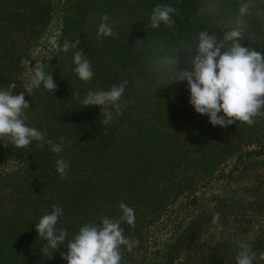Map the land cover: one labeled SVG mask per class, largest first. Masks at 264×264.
Instances as JSON below:
<instances>
[{
  "label": "rangeland",
  "instance_id": "374dc122",
  "mask_svg": "<svg viewBox=\"0 0 264 264\" xmlns=\"http://www.w3.org/2000/svg\"><path fill=\"white\" fill-rule=\"evenodd\" d=\"M60 1L62 5L57 3L58 0H5L7 6L4 8H7V13L15 14L17 20L36 5L50 11L46 28L36 32H31L28 26L16 28L15 22L8 31V27L2 26L5 22L0 21V90H12L13 95L24 92L25 100L31 105L22 114L25 123L45 133V140L63 148L56 154L47 143L39 148L35 140L25 148H17L7 138H0V222L3 227L5 222L14 223L15 229L25 237L20 244L24 247L18 246L20 249L16 250L19 253L30 250L28 255L35 260L36 255L42 253L41 248L34 251L28 243L29 236L33 237L30 241H34L35 223L51 212L52 202L60 198L63 200L61 207H66L70 197L78 196L69 211L63 210L56 226L67 230L68 239H72L85 223L99 224L106 215L118 218L121 215L120 203L134 209L135 227L126 222L121 227L126 237L138 240L139 244L131 251L122 246L121 264H236L241 243L248 244L256 253L253 264H264L260 255L264 250V154H247L264 148V116L255 117V124L251 126L239 122L225 128L212 126L206 115L196 113L188 103L187 82H172L174 71L188 66V57L194 48L187 56L182 52L178 58L167 61L164 69L156 72V80L151 82L146 79L148 74H145L142 62L131 60L130 51L119 52L116 60L110 62L109 58L115 57L113 45L127 47L128 36L123 40L113 39V36L93 39L89 34L88 31L98 30L99 26L89 29L93 21L89 18L104 13L106 6L82 11L79 0ZM131 1L126 7L127 0H113L119 5L117 12L120 17L112 20V27L120 31L124 28L120 22L122 14L139 20L136 15L141 11V2ZM206 3H213L217 8L226 7L220 0H205L201 7ZM255 3L264 8V0ZM239 4L235 3L236 14ZM206 9L211 13L217 12L210 5L204 11ZM246 21L248 32L242 45L255 48L264 55V19L251 14ZM63 31H67V41L80 40L77 50L83 49L85 59L97 68V76L93 75L90 81L80 80L74 71L75 49L64 53L53 47V41L58 42ZM85 31V34L81 33ZM142 59L145 62L146 59ZM41 61L57 87L52 94L41 86L45 93L40 97L38 89L34 91L30 81L33 67ZM6 71L11 77L5 74ZM122 80L128 81L123 98H132L134 103L125 107L122 115L108 125L100 124L99 106L83 107L73 95L79 92L82 100L88 91L109 90ZM175 106L184 112L187 119L190 117L183 122L189 125V129H194L196 124L202 128L195 126L202 135L195 137L196 142L191 147L198 145L201 152H207L218 141L229 138L239 142V150L220 160L219 167L223 169L224 177L213 178L214 174L208 184H205L207 179H202L192 192H181L174 186L166 200L173 195L176 198L172 197L173 201L165 203L166 200L158 196L161 190L169 189L170 183L174 184V179L181 180L179 175L183 173L175 170L179 161H170L169 158L168 162H163L160 172L147 164L140 165L138 149L129 150L132 148L130 139L139 132L136 120L143 122L147 119L157 131L178 135H160L154 142L149 137L143 141L134 138L135 147L144 155L156 153L152 152L155 144H162L165 140L174 145L180 140L185 143L187 137L181 136L182 122L174 119ZM53 122H59L61 126L51 125ZM66 122L74 123V128L65 130ZM89 129L93 130L90 132ZM216 137L220 139L212 140ZM40 149L45 155L49 153L48 157H43ZM29 150L35 151L42 168L28 167V162L18 158L19 153ZM131 153L135 158L127 156ZM60 158L69 165L64 178L53 168L52 161ZM188 163L182 161L181 169L187 168ZM150 164L154 165L153 162ZM170 168H174L173 174ZM169 176L171 179L167 178ZM217 212L220 220L214 225L212 218ZM157 214L159 218L151 219ZM29 231L34 235L27 234ZM9 234L10 231L4 232L0 228V236ZM51 251L45 256L56 254L55 251L51 255ZM41 259L37 258L38 264ZM58 264H67V261L59 257Z\"/></svg>",
  "mask_w": 264,
  "mask_h": 264
},
{
  "label": "clouds",
  "instance_id": "9594fccd",
  "mask_svg": "<svg viewBox=\"0 0 264 264\" xmlns=\"http://www.w3.org/2000/svg\"><path fill=\"white\" fill-rule=\"evenodd\" d=\"M253 10H255L253 12ZM176 9L170 5H156L150 15L149 29H158L161 24L171 27ZM254 14L264 19V8L256 5L255 0H241L236 17L228 23H222V35L217 37L214 31H200L197 34V45L190 53L186 68H177L173 74V83L187 82L189 91L188 103L200 115H206L212 126L228 127L236 122L249 126L255 124V117L264 116V55L252 47H245V35L248 32L246 17ZM97 37L114 36L113 27L108 22L110 17H100ZM251 38V37H250ZM80 40L65 41L61 45L53 41L57 51L73 53L74 71L82 81H90L93 77L92 66L85 59L83 49L77 50ZM45 63L36 64L32 71L31 87L41 86L54 94L56 82L49 72L45 71ZM128 86L127 80L114 84L109 90L97 89L88 91L82 100L79 92L74 97L83 107L99 106L101 125H108L116 117L122 115L123 109L134 103L132 98L124 99ZM29 108L24 92L13 95L12 90H0V138H7L17 148H25L33 140L38 147L45 143L51 146L53 153L59 154L63 148L51 140H45V133L35 127H29L22 118L24 110ZM222 113V115H219ZM69 165L63 158L55 162V170L62 178L66 177ZM121 215L102 217L98 223H85L72 239H68L66 229H58L57 223L63 210L57 205L52 206L50 213L44 214L35 223L37 236L46 241L41 247L43 254L51 255L61 245L66 252H61V259L67 264H121L122 246L131 251L139 241L126 237L121 227L123 222L135 227V211L125 203H120ZM220 220L217 212L212 224ZM264 258V253H261ZM256 253L248 244L241 243L236 257V264H253Z\"/></svg>",
  "mask_w": 264,
  "mask_h": 264
},
{
  "label": "trees",
  "instance_id": "16d2710c",
  "mask_svg": "<svg viewBox=\"0 0 264 264\" xmlns=\"http://www.w3.org/2000/svg\"><path fill=\"white\" fill-rule=\"evenodd\" d=\"M141 2V11L136 15L139 17V20H133L128 15L122 14L123 20L120 22H123L124 28L120 31L118 28L113 27L114 36L113 39H120L123 40L125 36H128V42L126 43L127 47H122L118 45H113L114 50V56L110 57V62L116 60V55L119 52H128L130 51V56L132 61L139 60L140 63L142 62V68L145 71V74H148L146 77L147 80H150L151 82H154L156 80V72L158 70L164 69L165 65H167V61H171V59L178 58V56L182 55V52L184 55H188V52L192 50V48H195L198 41L196 39L197 34L200 31H214L217 37H220L222 35V23H228L235 19L236 14V6L235 3L238 4L240 1L237 0H220L222 3L225 2L226 7H215L213 3L205 4L204 7H201L202 4H204L205 0H139ZM224 1V2H223ZM258 0H255V2ZM132 2L131 0H127L126 7L130 6L129 4ZM58 4L62 5L61 1L58 0ZM170 5L176 9V13L173 16V19L175 21L174 25L171 27L165 26L161 24V26L158 29H149L146 27V25L150 22V15L153 10V8L156 5ZM79 5L82 9V11H85V9L89 7H95V8H101L102 6H106V11L104 13L99 14V16L92 15L89 18V21H92L91 25L89 26V29H93L95 25H99L102 21L100 17L104 14H107L110 17V20L108 21L110 24H112V20H118L120 15L117 12V8H119L118 3H113V0H79ZM207 5H210L217 9V12H209L204 11L205 7ZM4 6H7L5 0H0V21L2 20L5 22L2 24L3 27H9L13 26V22L17 24V26H14L16 28H24L26 26L29 27V30L31 32H36L41 29L46 28V22L49 17V12L47 10H43L41 7L36 5V8L34 6L29 10V12H26L22 15V18L19 20L16 19L15 14L7 13ZM118 6V7H117ZM219 11V12H218ZM220 14V15H219ZM7 15V16H6ZM85 16V13L83 14V17ZM6 24V25H5ZM63 30V29H62ZM24 30H22L23 32ZM89 34H91L93 39H98L97 32L98 30H92L88 31ZM82 34H85V32H81ZM67 31H63L61 34L60 39L58 40V43L62 46L63 42L67 41L66 39ZM142 58L146 59L145 62H143ZM190 58V57H188ZM95 67H92L93 75L97 76ZM5 68L3 67L2 71H4ZM46 70V69H45ZM7 76L11 77L8 72L5 73ZM156 77V78H155ZM5 85V84H4ZM37 90L34 88V91ZM38 93L43 95L45 93L43 88L38 89ZM36 104V102H35ZM31 106V105H29ZM34 106V105H33ZM147 110V109H146ZM145 110V112H146ZM175 111V118L183 127V132L181 136L187 137L185 139V143H182L180 140V143H177L174 145L169 144L167 140H165L162 144H155L156 146L152 149V152H156L154 154H148V156L144 155L143 151L136 146V140L137 141H143L145 137L152 138L153 142L156 140L157 136L164 135V136H173L178 134H172L168 132H160L157 131L154 124L151 122L148 123L147 119L143 120H136L139 124L137 126L138 129V135L132 136L130 139V143L132 145V148L129 149L131 152L138 149L136 152L139 155L140 159L138 160L140 165L141 164H147L150 166V168H155V171L160 172L163 169V162L166 163L171 160L179 161L178 166L175 168L178 172H181L183 174L179 175L181 180L178 181V179H174L173 183H170L169 189H163L160 191V195L158 196L162 200H166V196L169 194V190H172V188L175 186L179 191L183 192L184 190L186 192H192L194 189V186L198 184V182L202 179H207V182L205 184H208L211 181V178H216L218 176L224 177L223 169L219 167L220 160L224 158H228L231 155H234L238 149L239 142L231 141L229 138L222 139L221 141H218L217 145H212L210 147V151L204 152L200 151L197 147H191L196 142L195 137H199L202 135L201 130L195 129V126L198 129H202L200 124H196L194 126V129H189V125L183 124L185 119L187 117L184 116V112L180 111L179 107L175 106L173 109ZM168 112H171L168 111ZM67 119H70L67 117ZM153 119H156V117H153ZM190 119V117H188ZM187 119V120H188ZM64 122V121H63ZM157 120L154 121L156 123ZM187 122V121H186ZM51 125L53 126H61L59 122H53ZM74 123H68L66 122V127H64L65 130L74 128ZM184 125V126H183ZM142 127L144 130H142ZM60 129V128H59ZM90 132L93 129H89ZM129 130H132L131 128ZM193 131V133H192ZM89 132V131H88ZM100 132V131H99ZM180 136V135H179ZM179 141V138H177ZM175 138V140H177ZM220 139V137H216L212 140ZM192 140L194 142H192ZM178 145V146H177ZM128 151V150H125ZM170 151V152H169ZM22 152V151H20ZM39 152V151H37ZM43 152V149H40V154ZM264 148L258 150V151H249L247 154H257L262 155L264 154ZM132 154V153H131ZM127 155L130 159L135 158V154ZM167 154V155H166ZM239 153L238 151V155ZM43 157H48L49 153L41 154ZM18 158L23 162H28V167L34 166L36 168H42V164L39 161V158L35 156V151H27L26 153H19ZM178 158V159H177ZM182 161L189 162L187 168L181 169ZM53 162V166H55V162ZM151 162L154 163L150 164ZM237 166V165H236ZM235 166V167H236ZM55 168V167H53ZM237 168V167H236ZM174 168H170L169 171L173 174L175 171ZM176 175V173H175ZM165 176V174L163 175ZM166 177V176H165ZM168 179H171V177H167ZM186 179V181H184ZM176 183V184H175ZM176 198L175 195L171 196L170 198ZM168 199L165 201V203L169 201H173V199ZM78 200V196H72L69 198L68 206H63V200L60 198L57 201L52 202L51 207L53 205H57L62 208V210L69 211L70 206H72L75 201ZM193 202V201H192ZM157 209H159V206H157ZM159 218V214L151 216V219ZM0 228L4 232L10 231L11 234L6 236H0V264H38L37 258L41 257L40 264H58V259L61 252H66V248L61 245L57 250L56 254L52 257L45 256V254L41 253L39 255H36L35 260L31 259L28 255V252L26 253H19L16 249H20L19 247H22L20 244L23 243L24 238L22 234L20 233V230H16L14 227V223L12 222H5L4 227L2 222H0ZM27 234H33L32 231H29ZM34 235V234H33ZM30 238H33L32 236L28 237V243H31L32 249L34 251L38 248H41L43 244L46 242L43 239H39V236H37V233L35 232L34 241H30ZM19 246V247H18ZM24 247V246H23ZM22 247V248H23ZM264 248V245H263ZM264 253V250H263ZM47 260V263H46ZM264 262V258H262Z\"/></svg>",
  "mask_w": 264,
  "mask_h": 264
}]
</instances>
